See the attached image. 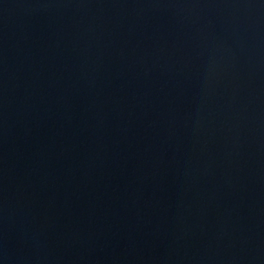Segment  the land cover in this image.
Segmentation results:
<instances>
[{
  "label": "water",
  "instance_id": "obj_1",
  "mask_svg": "<svg viewBox=\"0 0 264 264\" xmlns=\"http://www.w3.org/2000/svg\"><path fill=\"white\" fill-rule=\"evenodd\" d=\"M0 264H264V0H0Z\"/></svg>",
  "mask_w": 264,
  "mask_h": 264
}]
</instances>
